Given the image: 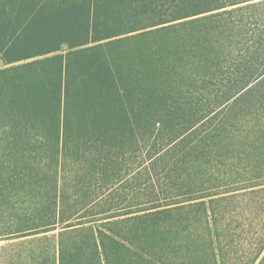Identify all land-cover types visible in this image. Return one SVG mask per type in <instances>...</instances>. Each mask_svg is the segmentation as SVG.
<instances>
[{
	"label": "trees",
	"instance_id": "1",
	"mask_svg": "<svg viewBox=\"0 0 264 264\" xmlns=\"http://www.w3.org/2000/svg\"><path fill=\"white\" fill-rule=\"evenodd\" d=\"M0 61L11 264H264V0H0Z\"/></svg>",
	"mask_w": 264,
	"mask_h": 264
},
{
	"label": "rangeland",
	"instance_id": "2",
	"mask_svg": "<svg viewBox=\"0 0 264 264\" xmlns=\"http://www.w3.org/2000/svg\"><path fill=\"white\" fill-rule=\"evenodd\" d=\"M127 45L115 46L113 47L112 53H119L124 49H127ZM67 50V47L64 48ZM5 65L3 61H0V68H3ZM22 240H10L0 242V264H11L12 255L17 246L21 243Z\"/></svg>",
	"mask_w": 264,
	"mask_h": 264
}]
</instances>
